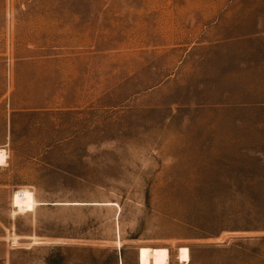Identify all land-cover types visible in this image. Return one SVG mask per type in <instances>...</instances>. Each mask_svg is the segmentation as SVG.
I'll return each mask as SVG.
<instances>
[{"label": "rangeland", "instance_id": "374dc122", "mask_svg": "<svg viewBox=\"0 0 264 264\" xmlns=\"http://www.w3.org/2000/svg\"><path fill=\"white\" fill-rule=\"evenodd\" d=\"M0 149V264H264V0H0Z\"/></svg>", "mask_w": 264, "mask_h": 264}, {"label": "bare ground", "instance_id": "6f19581e", "mask_svg": "<svg viewBox=\"0 0 264 264\" xmlns=\"http://www.w3.org/2000/svg\"><path fill=\"white\" fill-rule=\"evenodd\" d=\"M7 153L4 149H0V167L7 164ZM22 194L15 196V208L17 212L31 211L34 206L39 205L35 203L27 190L21 191ZM178 264H190V253L186 247H181L177 252ZM138 264H171L169 251L166 248H150L141 247L137 251Z\"/></svg>", "mask_w": 264, "mask_h": 264}]
</instances>
